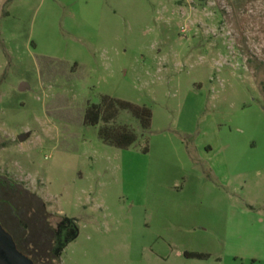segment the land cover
I'll return each mask as SVG.
<instances>
[{"label":"rangeland","instance_id":"obj_1","mask_svg":"<svg viewBox=\"0 0 264 264\" xmlns=\"http://www.w3.org/2000/svg\"><path fill=\"white\" fill-rule=\"evenodd\" d=\"M263 91L264 0H0V176L55 264H264ZM104 96L152 113L127 150L84 124Z\"/></svg>","mask_w":264,"mask_h":264},{"label":"trees","instance_id":"obj_2","mask_svg":"<svg viewBox=\"0 0 264 264\" xmlns=\"http://www.w3.org/2000/svg\"><path fill=\"white\" fill-rule=\"evenodd\" d=\"M264 93V91H263ZM121 112H128L138 121L143 131L151 127L152 113L143 106H138L122 100L104 96L99 105L90 106L84 115V124L103 126L98 131L99 140L106 146L119 150H127L137 142V136L124 127H114L113 122ZM0 227L7 231L8 235L16 243L17 249L26 255L34 264H40L33 257L42 256L44 259L55 264L58 257L51 252L52 233L49 230V216L45 204L35 195L14 183L10 179L0 176ZM47 235H40L45 232ZM21 243L25 245L22 249ZM39 237L35 239L34 237ZM41 240L43 242H41ZM187 259H205L200 254H184Z\"/></svg>","mask_w":264,"mask_h":264},{"label":"water","instance_id":"obj_3","mask_svg":"<svg viewBox=\"0 0 264 264\" xmlns=\"http://www.w3.org/2000/svg\"><path fill=\"white\" fill-rule=\"evenodd\" d=\"M24 85H21L22 91ZM29 137L28 134L19 137L20 142H24ZM0 264H34L27 257L19 253L12 238L0 227Z\"/></svg>","mask_w":264,"mask_h":264},{"label":"flooded vegetation","instance_id":"obj_4","mask_svg":"<svg viewBox=\"0 0 264 264\" xmlns=\"http://www.w3.org/2000/svg\"><path fill=\"white\" fill-rule=\"evenodd\" d=\"M4 231L7 233V231L4 229ZM14 244H15V246H16V243L14 242ZM16 249H17V247H16ZM17 251L19 252V253H21L22 255H24L22 252H20L18 249H17ZM25 257H27L26 255H24ZM28 258V257H27ZM29 259V258H28ZM30 260V259H29Z\"/></svg>","mask_w":264,"mask_h":264}]
</instances>
